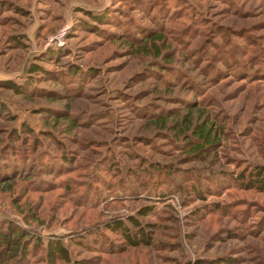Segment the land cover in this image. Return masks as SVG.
I'll use <instances>...</instances> for the list:
<instances>
[{
  "label": "rangeland",
  "instance_id": "374dc122",
  "mask_svg": "<svg viewBox=\"0 0 264 264\" xmlns=\"http://www.w3.org/2000/svg\"><path fill=\"white\" fill-rule=\"evenodd\" d=\"M257 166L264 0H0V264H264Z\"/></svg>",
  "mask_w": 264,
  "mask_h": 264
},
{
  "label": "trees",
  "instance_id": "16d2710c",
  "mask_svg": "<svg viewBox=\"0 0 264 264\" xmlns=\"http://www.w3.org/2000/svg\"><path fill=\"white\" fill-rule=\"evenodd\" d=\"M32 70L35 72L38 69L32 67ZM7 84L17 92L21 90V88L17 85H14L10 82ZM194 132L204 139H210V129L205 128L204 125H197L194 129ZM213 145L214 143L209 144V146ZM238 181H242L246 188H259L264 190V167L257 166L256 169H254V171L248 175L240 173ZM147 209L144 208L141 211L142 214H147L149 212ZM129 220L132 222L134 227L138 229V232L132 233L129 226L123 223L121 220H114L110 222V229L118 233H122L125 239L129 242L130 246L137 247L142 244H149L150 240L148 234L144 233L145 229L142 227L139 220L133 216L129 217ZM144 234H146V237ZM8 243H10V240ZM46 257L47 261H50L51 263H56L59 260H67L69 258L67 247L62 242V240L51 239L48 241Z\"/></svg>",
  "mask_w": 264,
  "mask_h": 264
}]
</instances>
